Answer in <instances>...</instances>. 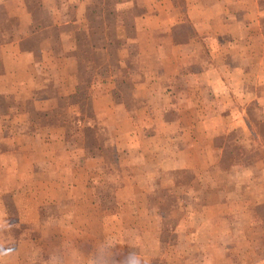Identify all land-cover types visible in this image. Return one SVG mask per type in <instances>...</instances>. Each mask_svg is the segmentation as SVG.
I'll list each match as a JSON object with an SVG mask.
<instances>
[{"label": "crops", "instance_id": "1", "mask_svg": "<svg viewBox=\"0 0 264 264\" xmlns=\"http://www.w3.org/2000/svg\"><path fill=\"white\" fill-rule=\"evenodd\" d=\"M106 1L0 0V264L71 201L98 215L76 264H264V0Z\"/></svg>", "mask_w": 264, "mask_h": 264}, {"label": "rangeland", "instance_id": "2", "mask_svg": "<svg viewBox=\"0 0 264 264\" xmlns=\"http://www.w3.org/2000/svg\"><path fill=\"white\" fill-rule=\"evenodd\" d=\"M112 1L113 0H107L106 2L110 3ZM121 17H122V14H121ZM92 21L97 22L98 24V15L95 16L92 19ZM78 33H79L78 37L81 38L80 41H90V40L94 41V38L96 36L94 35V32H93V35L91 37L93 39L89 40L88 38H85L87 34L83 36V34L80 35V32ZM113 34L114 33L111 32V35ZM89 56H90L88 57L89 59H91L92 57H95V55H92V54L91 55L89 54ZM88 64L91 67H94L95 65L93 59H91V61L88 62ZM194 68H197V65L191 64L188 67V70H193ZM92 88L94 91L98 90V77H96V79L94 80V83L90 90H92ZM116 89H119V87L117 86ZM117 91L118 90H116V92ZM121 99L119 98L118 101H122ZM56 102L57 103H56L54 115L57 117H55V121L56 122H62L63 120L65 121L66 120V116H65L66 108L65 107H66V104L70 102V99L58 98ZM131 107H133V103L126 102V108H128L129 110ZM84 112L86 113V115L92 112V106L90 102L88 103V106L87 108H85ZM250 114H251V117L254 119V121L257 119L256 120L257 121L256 132L258 133L259 136H261V132L264 131V121L259 117L256 109L255 110L250 109ZM35 117L43 121V113L36 114ZM127 127L125 128L128 130ZM253 149L255 151L252 154H248L242 160L241 165L247 168L246 171L244 172V175H248L247 174L248 172L250 173L254 171V167L253 168L250 167V165H253L252 163H254V161H252V156L256 154L255 152H258L260 150V145L259 146L254 145ZM93 151L96 152L97 149H93ZM104 153H105V157L102 160V165L107 164L110 159L109 149H106ZM73 161L76 164L77 161L73 159H71V164ZM153 161H157V160L154 158ZM97 169H98V166H97ZM121 175L120 177L117 176L116 178L117 184L122 181L123 175L122 176ZM94 176L95 175H92V177ZM95 177L96 178L93 181V184L95 183L96 186L98 187V184H97L98 170L96 172ZM114 179H113V182H114ZM261 185H263L262 182H261ZM157 195H158V192L153 189L152 198L157 197ZM97 198H98V192H97ZM52 213H54V215ZM52 215L54 217V226L52 223H50V219L52 218ZM63 217L65 218V220H67V222L62 220ZM48 219H49V223H44V227H41L43 234L47 236L52 231H56V232L61 231L63 233L62 234L60 233L61 236L55 235L56 238L49 237V236H47L48 238L39 237L37 252H36V255H34V259L37 261V264H46L48 261H51V258H49V256L53 257L54 263L56 264L57 263L76 264L77 262H80L81 260L83 262H90L95 259H96L95 261H98V256H95V255H98V229H99L98 228V215H95V213L91 211L90 212L87 211L85 213L84 209H82V206L74 205L73 201H71L67 205L62 206V207H59V206L50 207ZM45 231L47 232L45 233ZM62 235L64 236V239H62L63 237ZM61 246L64 249L61 248ZM59 248H61L60 251H59ZM261 248H263V246Z\"/></svg>", "mask_w": 264, "mask_h": 264}, {"label": "trees", "instance_id": "3", "mask_svg": "<svg viewBox=\"0 0 264 264\" xmlns=\"http://www.w3.org/2000/svg\"><path fill=\"white\" fill-rule=\"evenodd\" d=\"M118 98V100H119V97H117Z\"/></svg>", "mask_w": 264, "mask_h": 264}]
</instances>
